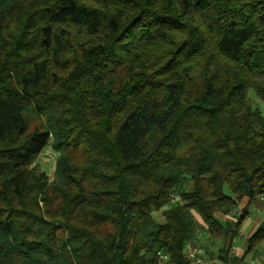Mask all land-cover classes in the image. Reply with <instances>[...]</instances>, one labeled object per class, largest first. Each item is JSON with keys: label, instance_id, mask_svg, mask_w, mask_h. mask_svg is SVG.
<instances>
[{"label": "trees", "instance_id": "trees-1", "mask_svg": "<svg viewBox=\"0 0 264 264\" xmlns=\"http://www.w3.org/2000/svg\"><path fill=\"white\" fill-rule=\"evenodd\" d=\"M249 88L264 102V0H0V264H191L197 228L231 240L264 197ZM50 139L52 180L30 167ZM263 242L264 220L217 259Z\"/></svg>", "mask_w": 264, "mask_h": 264}, {"label": "crops", "instance_id": "crops-1", "mask_svg": "<svg viewBox=\"0 0 264 264\" xmlns=\"http://www.w3.org/2000/svg\"><path fill=\"white\" fill-rule=\"evenodd\" d=\"M246 204H247V200L246 198H243L237 204V207L233 209L229 214L224 215V214L217 213L216 216L221 220L222 224H226V221H233L235 217L240 216ZM253 204H254L255 210L262 212V210H264V197L258 198ZM250 206L251 205L246 207L247 212L245 216L243 217V219L239 222L238 226L236 227L235 229L236 231L234 235L231 237V240L227 238L224 241L220 238H216L213 242L211 241L212 243H214L213 246L216 247V250L214 249L212 250L214 254H209V255L206 254V256H204V259L206 261H209L212 263L215 262L217 264H222L217 259V255H218V250L222 246L223 243L225 245L230 244L229 245L230 247L228 250L229 255L235 256L237 258H240L243 255L244 248L247 244L248 238L258 228L261 221L264 220V217H260V216H256L254 217V219H251L248 216V209ZM160 211L161 210H159V212ZM155 212H158V211H155ZM152 216L154 220L157 222H161L163 220V217L161 220L159 218L158 220H156L154 217V212ZM199 224L201 225V222H199ZM205 234L206 233L204 231H201L200 229L197 228L194 232V235L191 237V239L195 242L197 241V239L206 237ZM239 264H264V242L259 245V249L256 253L246 255L243 261Z\"/></svg>", "mask_w": 264, "mask_h": 264}, {"label": "rangeland", "instance_id": "rangeland-1", "mask_svg": "<svg viewBox=\"0 0 264 264\" xmlns=\"http://www.w3.org/2000/svg\"><path fill=\"white\" fill-rule=\"evenodd\" d=\"M69 56L70 55H66V57ZM246 95L252 108L258 109L260 113L264 116V102L260 100L255 95L254 91L250 88L247 90ZM27 118L30 130L36 128L44 120L43 118H38L34 116V114L32 113H28ZM52 141V139L48 141L47 146L35 157L32 165L30 166H37L40 170L44 171L49 180H52L54 178L55 164L59 156L58 152L52 149ZM74 157L77 158L78 155H74ZM248 216L251 219H254V217L256 216L264 217V210H262V212L255 210L254 204L252 203L248 209ZM154 217L156 220H158V218L161 220V211L154 212ZM197 241L205 246L204 256H206V254H214L212 250H216V247L213 246L214 243H212L211 240H209L207 237H204L197 239Z\"/></svg>", "mask_w": 264, "mask_h": 264}, {"label": "built area", "instance_id": "built-area-1", "mask_svg": "<svg viewBox=\"0 0 264 264\" xmlns=\"http://www.w3.org/2000/svg\"><path fill=\"white\" fill-rule=\"evenodd\" d=\"M173 200H178L177 197H174ZM204 245L198 241H193L191 238L187 240L183 248V256L191 264H205L204 259ZM160 259H166V256L159 254Z\"/></svg>", "mask_w": 264, "mask_h": 264}]
</instances>
